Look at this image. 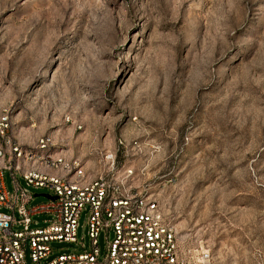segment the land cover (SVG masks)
<instances>
[{
  "label": "rangeland",
  "instance_id": "obj_1",
  "mask_svg": "<svg viewBox=\"0 0 264 264\" xmlns=\"http://www.w3.org/2000/svg\"><path fill=\"white\" fill-rule=\"evenodd\" d=\"M4 112L90 175L144 172L196 260L264 264V0H0Z\"/></svg>",
  "mask_w": 264,
  "mask_h": 264
},
{
  "label": "built area",
  "instance_id": "obj_2",
  "mask_svg": "<svg viewBox=\"0 0 264 264\" xmlns=\"http://www.w3.org/2000/svg\"><path fill=\"white\" fill-rule=\"evenodd\" d=\"M56 148L48 137L25 147L9 113L0 118V264H211L209 251L196 260L186 249L154 194L135 187L144 172H121L110 155L106 170L93 176ZM21 179L55 200L33 204L37 197ZM84 215L89 245L79 237ZM55 244L73 249L62 254Z\"/></svg>",
  "mask_w": 264,
  "mask_h": 264
},
{
  "label": "water",
  "instance_id": "obj_3",
  "mask_svg": "<svg viewBox=\"0 0 264 264\" xmlns=\"http://www.w3.org/2000/svg\"><path fill=\"white\" fill-rule=\"evenodd\" d=\"M38 196L43 197V198H48V199L55 200V198H50V197H49L48 195H46V194L36 195V197H38Z\"/></svg>",
  "mask_w": 264,
  "mask_h": 264
}]
</instances>
